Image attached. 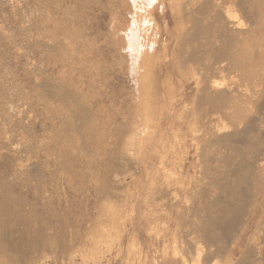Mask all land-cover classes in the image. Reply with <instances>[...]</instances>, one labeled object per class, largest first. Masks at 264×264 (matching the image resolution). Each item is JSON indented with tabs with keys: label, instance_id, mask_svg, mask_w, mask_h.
Listing matches in <instances>:
<instances>
[{
	"label": "rangeland",
	"instance_id": "rangeland-1",
	"mask_svg": "<svg viewBox=\"0 0 264 264\" xmlns=\"http://www.w3.org/2000/svg\"><path fill=\"white\" fill-rule=\"evenodd\" d=\"M227 1L217 0L224 10L238 13L235 14L236 20L242 28H247L250 24L248 14L238 4ZM151 2L0 0L1 258L10 257L7 248L15 243L21 252L34 250L32 244L35 239H39L40 248H49L47 255L54 251L60 254L66 250L63 254H70L78 264H123L128 256L130 264H135V259H141L140 264H184L183 257L175 251L174 228H171V232L167 231L170 230L167 220L173 217L171 205H157L154 197L158 195L155 194L153 201L138 211L140 204L137 206L129 197L133 191L128 184L131 180V173L128 172L131 169L126 164L129 161L125 160H128L126 149H129V132L136 125L135 121H139L138 127L150 125L148 135L156 134L154 126L140 123L144 117L140 114L146 107L150 112L155 110L161 114L173 103L176 108L174 114L178 116L174 117L172 124L165 125L168 130L165 129L164 145L167 149L168 146H174L170 159L174 165L185 163L189 177L195 175L202 151L201 156L206 152L205 157L207 152L209 155L214 153L210 132L216 123L222 122H210L206 117L216 118L218 114L210 111L211 108L206 112V108L197 106V97L201 93L197 92L195 84L198 73L204 69L198 63L195 65L181 61L180 56L184 59L180 54L181 45L187 37L185 33L175 31L179 18L173 16L176 13L172 12L170 6H167L165 18L169 25L167 32L171 33L165 36L170 41L167 68L159 74L157 59L150 65L151 69L153 65L154 72L153 69L149 71V66L143 67L140 62L144 38L147 37L149 44L155 40L152 36H155L156 30L145 12ZM230 3L233 4L232 9ZM263 6L259 4L256 7L262 10ZM160 23L164 28V22ZM189 24L191 26V22L188 28ZM215 35L222 36L220 31L219 34L215 32ZM249 45L250 49L264 50V27L253 33ZM244 57L237 65L224 59V70L215 74L208 70L210 78L206 81L218 83L221 88H238L244 99L249 98L254 88L251 83L248 84L244 73L249 68L246 65L248 60ZM138 63H142V66L139 67ZM143 70L151 73L145 74L151 77H141L145 73ZM151 86L154 94L147 92ZM144 92L147 94L144 95ZM183 94H186L184 98ZM75 100L81 103L82 108H74ZM263 102L264 97L260 105L254 96L251 97L249 103L235 113V117L226 119L231 126L228 128L234 126L243 131L245 127L242 125L246 126V119L264 112ZM189 107L193 110L190 115ZM130 114H134L133 117ZM245 116L246 119H243ZM125 126L131 128L126 129ZM125 140H128L126 145ZM197 142L207 145L200 146ZM185 144L188 145L185 146L186 155ZM160 175L161 179L164 172ZM175 175L168 177V180H173V188L178 189V176ZM114 179L122 180L124 186L121 181L114 183ZM109 181L115 187L109 186ZM193 195L190 194L189 198ZM192 199L194 201L189 202ZM192 199L184 204L185 212L191 211L190 207L194 202L197 203L196 196ZM47 240L53 241V250L45 243ZM247 240L248 237L244 243ZM184 250V255H189L186 250L188 253L190 250ZM189 256L194 257V254Z\"/></svg>",
	"mask_w": 264,
	"mask_h": 264
},
{
	"label": "bare ground",
	"instance_id": "bare-ground-1",
	"mask_svg": "<svg viewBox=\"0 0 264 264\" xmlns=\"http://www.w3.org/2000/svg\"><path fill=\"white\" fill-rule=\"evenodd\" d=\"M230 1L231 3L234 2L235 4L241 6L240 8L245 11L244 13L248 14L250 24H248L249 26L247 28H242L240 22L236 20L235 14L237 15L238 13H233L232 11L231 13L228 10H224L222 4L218 3L217 0H152L150 7L145 10L148 21L152 22L153 28H155L156 33L154 37L152 36V39L155 38V40L150 44L147 43V37L145 36L146 38H144L143 49H141V56L139 57V59L142 60L139 61L143 63V67L144 65L150 67V65L154 64V61L157 59L156 62L158 63L159 74L167 68V63L170 58V55L167 54L170 41H167L166 38L168 37H165L166 34L169 33L167 32V30H169L168 20H166L165 18L167 6H170L172 12L176 13L173 16L177 17V19L179 18L177 25L175 24V31L182 32L183 34L185 33V36L187 37L184 39V41H182L183 39L181 40L183 42V45H181L182 51H180V54L184 56V59L182 56H180V58L182 59L181 61L183 63L188 61L189 63L195 65L196 63H198L199 67L201 66L202 70L204 69L202 72L198 71L199 73L197 77L199 78L195 84L198 88L197 92L201 93L200 97H197L199 98L197 106L204 109L206 108V112L208 111V108H211L210 111L218 114L216 118L213 116L206 117L210 122H222L221 124L216 123L215 128L211 129L210 132V140L212 145L214 146V153H210L209 155L207 152V157H205V149V153H203V156H201V153L203 152L202 150V152L199 150L201 152L200 154L199 151H197V153L199 154V158L201 157V159H199L198 161L201 162L197 166L195 175H189V177L185 163H182L181 166L174 165L173 160L170 159V156L173 154L171 153V151L174 149V146H168L167 149V147L164 145V138L166 136L165 129H167L165 128V125H169L170 123L172 124L174 121V117L178 116L177 114H174L176 113V108L174 107L173 103H171L167 110L161 114L160 112L158 114V112L155 110H152L150 112V109L148 107L143 110L142 107V110L144 112L141 113L140 116L143 115L144 117L140 123L145 122L144 125H147L149 123L154 126V131H156V134L148 135L147 130L150 125L144 126V128L138 127L137 125L139 121H135L136 125H134L133 127L132 125L127 124L132 128H127L125 126L126 129H132L131 132H129L130 136L127 135L130 139L128 142L129 149H126L128 153V160L125 159L127 162L129 161V164H125L128 166V168L130 166L129 169H131V171L128 172L131 173V180H129L130 182H127L129 184V189L131 188V190L133 191L130 193L129 197H131L132 202L134 201L135 203H137V206H139L138 204H140L139 208L136 206L138 208V211L142 210L144 206L146 207V205H149L150 201H153L152 198L155 194L158 195V197H154L157 205H171L170 210L173 213V217H171L169 221L167 220V223H169L170 226V230L167 229V231L171 232V228H174L172 235L174 237V242L177 245L176 248L174 246L173 247L175 248L176 253L180 254L183 257L184 264H264V112L261 110L263 113L260 112L259 115L252 116V119H246V116L243 117V119H246V126L242 125V127H245V129L241 127L243 131H240L238 129L239 127L235 129L236 127L234 126L232 129L230 128V130L228 128L230 124L228 125L226 120L228 119V117H235V113H237L240 108L242 109V107H244L247 102L249 103L251 97L254 96L256 103H258L259 105L261 104L264 97V50L259 51V48L258 50L249 48L251 36L253 35V33L264 27V6L262 10L260 8L257 9L256 7L259 4L264 5V1ZM231 3L230 7L233 5ZM208 16L210 17V19ZM184 20L185 22L186 20L191 22V26L189 24V28L188 23L190 22H186V26ZM160 21L164 22V28H162ZM217 31L218 34L219 31L221 32V37L215 35V32ZM169 34L171 35V33ZM188 37L191 41L188 39ZM149 38L150 37L148 36V39ZM244 54L246 55L245 57L243 56ZM242 57L248 60L246 61V65H248L249 68L244 73L246 79L248 80V84L251 83L254 88V90L250 92L249 98L245 97L244 99V96L239 93L238 88L235 89L229 86H224L221 88L218 86V83L214 84L213 82H209V80L206 81L207 78H210V74H207L209 72L208 70H210L209 73L211 74H215L220 71L222 72L224 70V64L222 63L224 59L231 60L237 65V63H239L240 61L242 62ZM142 63H140L141 65L138 63L139 67L142 66ZM227 68L229 67L227 66L226 69ZM152 69L154 72L153 65ZM152 69L150 67L149 71L152 72ZM145 74L151 75V73L146 71L144 74H141V77L146 78L149 76H146ZM246 86L248 89V85ZM146 87L147 86H145V88ZM148 88H150V86ZM152 89L153 87L151 86V89H149V91L147 92L154 94V90ZM143 94L146 95L147 93L144 92ZM185 95L182 98H184ZM80 107L82 108L81 103L78 100H75L74 108L78 109ZM189 108L188 110H190V115L193 110L191 111V108ZM200 112L202 113L203 111H201L200 109ZM181 114H183L182 111ZM130 115H128V117ZM199 116H201V114ZM191 121L192 119L190 118V122ZM242 122L243 120L241 121V123ZM194 126L196 127V125ZM195 131L196 130H194V132ZM125 141L124 143L126 145L128 140ZM208 142L209 140L207 141V143ZM199 143L197 145H199ZM186 144L184 145V155L187 154V149L185 146L188 145ZM202 144L200 143V146ZM211 148L213 147L211 146ZM115 152L117 153V151ZM212 154L214 155V157L210 158ZM202 157H204L203 162ZM157 158H159L158 162ZM119 161L117 160V162ZM168 162L171 164H167ZM120 164L122 165L123 163H119V165ZM162 171L164 172V176L161 178V180L160 177L162 175L160 174L163 173ZM117 173L120 172L117 171ZM175 174L178 176V189H175L176 187L173 188V180H168V177L171 178L172 175ZM176 175L175 177H177ZM110 176L113 175L110 174ZM120 181L122 182V180ZM120 181L118 179H114V183L116 184H118ZM109 186H112V182H110ZM112 187H115V185ZM116 188L119 189L118 187ZM109 189L112 188L110 187ZM100 190L101 188H99V192ZM113 190L116 191L115 188ZM106 193L107 192L105 191V194ZM190 194H194L193 197L196 196L197 203L194 202L195 204H193V206H191L192 204L188 203L191 206L190 210L192 212H185L184 204L188 201V199L193 198H189ZM117 198L119 197L117 196ZM159 200L160 202H157ZM190 201H194V199L189 200V202ZM188 209L186 211H188ZM116 212H118V210ZM167 212L168 211H166V213ZM101 214H103V212ZM108 218H110V216ZM141 220H143V216L141 217ZM164 222L166 223V221ZM140 223L143 225V222ZM97 225L100 226V224ZM106 225L105 227H107ZM136 227L138 226H135V228ZM51 236L49 237L51 238ZM54 236L53 240L55 239ZM246 237H248V240L246 243H244ZM37 240L39 239H35V242L32 244L34 250L30 249V251L22 250L21 252L19 251L20 249L17 250L18 248L16 247V243L8 247L7 251H9L8 253L10 254V257L8 256L9 258H7L6 256V258H1L0 255V264H78L73 256H71L70 254L66 255V253L63 254L66 250L60 254H58V252L56 254L54 253L56 251H54L51 253V255H47L46 252L49 248L47 250L40 248ZM51 240L45 241V243L49 245L50 249L53 247V241ZM72 247L74 246L72 245ZM58 248L60 249L59 246ZM186 248L190 250L189 253L186 250V253L189 255L193 253L194 257H191L187 254V256L184 255V249ZM101 253L103 254V252ZM134 256H136V254ZM126 259V261L124 260L125 263L130 264V256H128ZM137 260H134L135 264H140V262L142 261L141 259V261L139 260L140 262ZM125 263L123 262V264Z\"/></svg>",
	"mask_w": 264,
	"mask_h": 264
}]
</instances>
